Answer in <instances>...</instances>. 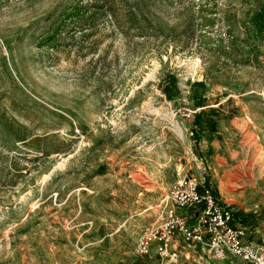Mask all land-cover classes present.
Wrapping results in <instances>:
<instances>
[{"label":"rangeland","instance_id":"obj_1","mask_svg":"<svg viewBox=\"0 0 264 264\" xmlns=\"http://www.w3.org/2000/svg\"><path fill=\"white\" fill-rule=\"evenodd\" d=\"M188 176L264 246V0H0V264H240L135 251Z\"/></svg>","mask_w":264,"mask_h":264},{"label":"built area","instance_id":"obj_2","mask_svg":"<svg viewBox=\"0 0 264 264\" xmlns=\"http://www.w3.org/2000/svg\"><path fill=\"white\" fill-rule=\"evenodd\" d=\"M170 195L183 213L170 214L146 231L136 242L138 254L188 260V248L204 245L215 257L227 252L240 264H264V246H253L245 239L232 206L221 202L198 178H176Z\"/></svg>","mask_w":264,"mask_h":264},{"label":"trees","instance_id":"obj_3","mask_svg":"<svg viewBox=\"0 0 264 264\" xmlns=\"http://www.w3.org/2000/svg\"><path fill=\"white\" fill-rule=\"evenodd\" d=\"M72 10L73 11L68 16H72L73 14H77L79 9H77L76 7H73ZM129 14H132V12H129ZM47 39H45V40H47ZM167 80H169V82H170L169 84H170V87L172 88V90H175V80H174V78L168 79V77H167ZM162 83H163V80L160 81L159 85L162 84ZM161 90L166 92V90H164V89H161Z\"/></svg>","mask_w":264,"mask_h":264},{"label":"crops","instance_id":"obj_4","mask_svg":"<svg viewBox=\"0 0 264 264\" xmlns=\"http://www.w3.org/2000/svg\"><path fill=\"white\" fill-rule=\"evenodd\" d=\"M226 255L228 254L227 252H224ZM224 255V254H223ZM223 255H222V257H223Z\"/></svg>","mask_w":264,"mask_h":264},{"label":"bare ground","instance_id":"obj_5","mask_svg":"<svg viewBox=\"0 0 264 264\" xmlns=\"http://www.w3.org/2000/svg\"><path fill=\"white\" fill-rule=\"evenodd\" d=\"M223 257H220V259H222Z\"/></svg>","mask_w":264,"mask_h":264}]
</instances>
